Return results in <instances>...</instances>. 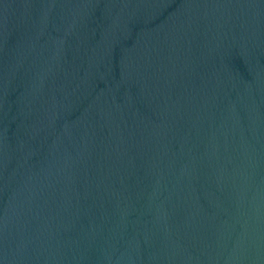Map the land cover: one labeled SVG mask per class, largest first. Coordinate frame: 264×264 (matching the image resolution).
Listing matches in <instances>:
<instances>
[{
	"label": "water",
	"instance_id": "obj_1",
	"mask_svg": "<svg viewBox=\"0 0 264 264\" xmlns=\"http://www.w3.org/2000/svg\"><path fill=\"white\" fill-rule=\"evenodd\" d=\"M0 264H264V0H0Z\"/></svg>",
	"mask_w": 264,
	"mask_h": 264
}]
</instances>
